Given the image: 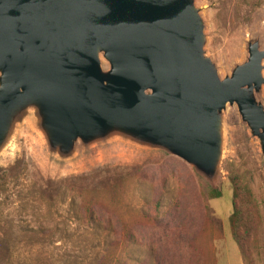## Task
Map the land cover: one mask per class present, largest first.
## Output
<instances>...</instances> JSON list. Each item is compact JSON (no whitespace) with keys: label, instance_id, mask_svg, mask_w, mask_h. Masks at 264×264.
Returning a JSON list of instances; mask_svg holds the SVG:
<instances>
[{"label":"rangeland","instance_id":"obj_1","mask_svg":"<svg viewBox=\"0 0 264 264\" xmlns=\"http://www.w3.org/2000/svg\"><path fill=\"white\" fill-rule=\"evenodd\" d=\"M192 1L204 57L222 81L248 62L251 46L264 51V0ZM255 98L264 108V85ZM221 129V164L211 182L120 132L78 137L64 151L40 107H22L0 142V264H264L262 143L236 104L221 111ZM231 165L245 172L260 214L247 260L229 224Z\"/></svg>","mask_w":264,"mask_h":264},{"label":"water","instance_id":"obj_2","mask_svg":"<svg viewBox=\"0 0 264 264\" xmlns=\"http://www.w3.org/2000/svg\"><path fill=\"white\" fill-rule=\"evenodd\" d=\"M249 53L222 81L204 57L192 0H0V142L14 112L36 104L64 151L78 137L120 132L214 182L228 104L264 152V108L255 98L264 51L253 45Z\"/></svg>","mask_w":264,"mask_h":264},{"label":"trees","instance_id":"obj_3","mask_svg":"<svg viewBox=\"0 0 264 264\" xmlns=\"http://www.w3.org/2000/svg\"><path fill=\"white\" fill-rule=\"evenodd\" d=\"M229 172L234 188L233 213L229 218L231 234L247 260L256 249L255 236L260 226V214L245 172L240 171L235 165L229 166ZM214 195L215 198H221L219 193Z\"/></svg>","mask_w":264,"mask_h":264}]
</instances>
